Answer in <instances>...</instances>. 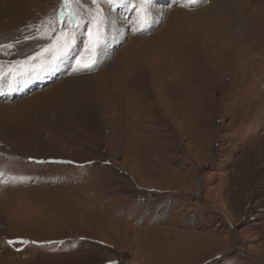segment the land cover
I'll list each match as a JSON object with an SVG mask.
<instances>
[{
    "label": "rangeland",
    "instance_id": "rangeland-1",
    "mask_svg": "<svg viewBox=\"0 0 264 264\" xmlns=\"http://www.w3.org/2000/svg\"><path fill=\"white\" fill-rule=\"evenodd\" d=\"M59 4L0 0V63L50 45L58 22L24 37ZM143 21L110 11L94 55L85 23L90 71L53 49L13 86L43 87L0 97V264H264V0Z\"/></svg>",
    "mask_w": 264,
    "mask_h": 264
},
{
    "label": "snow or ice",
    "instance_id": "snow-or-ice-1",
    "mask_svg": "<svg viewBox=\"0 0 264 264\" xmlns=\"http://www.w3.org/2000/svg\"><path fill=\"white\" fill-rule=\"evenodd\" d=\"M196 0H189L190 4H194ZM155 0H88V8L85 9V0H60L58 9L56 10L55 17L45 18L35 27L36 35L25 36L24 39H44L40 34V28L47 22L51 21L55 25L59 23V27H53L52 31L55 36L49 35L47 39L51 40L50 45L42 46L40 52L33 56H28L26 59L9 62L7 67L0 63V83H7L10 90H14L13 86L19 84L26 76L31 74L36 67L32 61H35L36 56L43 55L45 52H50L55 49V54L52 56V61L42 62L47 63L49 68H55L56 63L62 60L75 59V64L78 69L75 70H88L90 71L95 64V59L89 57L87 60L84 58L83 53L77 52L76 40L79 34V29L85 23L89 25L87 29L88 43L85 45V51L93 53L97 52L99 46L103 42L102 26L108 23V13L115 11L118 7H129L137 12L138 15L144 14V23H148L153 15V7ZM106 6V7H105ZM68 10L67 13L65 10ZM65 24H70L71 27H65ZM20 41L17 40L16 44ZM14 45L9 43L7 45L0 44V55L5 53L3 49H12ZM75 53V55H73ZM3 94V93H0ZM9 244L15 243L8 241ZM23 243V241H19Z\"/></svg>",
    "mask_w": 264,
    "mask_h": 264
},
{
    "label": "bare ground",
    "instance_id": "bare-ground-1",
    "mask_svg": "<svg viewBox=\"0 0 264 264\" xmlns=\"http://www.w3.org/2000/svg\"><path fill=\"white\" fill-rule=\"evenodd\" d=\"M227 6H228V5H227ZM114 22H115V21H114ZM24 86H25V85H24ZM20 88H21V87H20ZM3 90L6 92L8 89H7V88H4Z\"/></svg>",
    "mask_w": 264,
    "mask_h": 264
}]
</instances>
